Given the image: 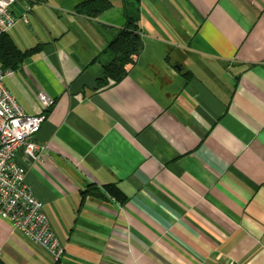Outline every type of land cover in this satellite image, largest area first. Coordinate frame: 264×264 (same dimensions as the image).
Here are the masks:
<instances>
[{
	"label": "crops",
	"instance_id": "crops-1",
	"mask_svg": "<svg viewBox=\"0 0 264 264\" xmlns=\"http://www.w3.org/2000/svg\"><path fill=\"white\" fill-rule=\"evenodd\" d=\"M85 1L11 9L8 38L39 49L5 88L27 115L39 93L54 101L35 137L43 161L16 162L63 255L0 218V263L264 264V0H139L141 52L101 89L125 0L95 18Z\"/></svg>",
	"mask_w": 264,
	"mask_h": 264
},
{
	"label": "built area",
	"instance_id": "built-area-1",
	"mask_svg": "<svg viewBox=\"0 0 264 264\" xmlns=\"http://www.w3.org/2000/svg\"><path fill=\"white\" fill-rule=\"evenodd\" d=\"M15 3L16 0H0V37L15 24L11 10ZM22 20L26 22L25 17ZM9 74L0 68V218L28 242L45 249L54 262H59L63 248L42 211V204L25 183V170L16 162L20 150L32 161H43L45 147L35 137L54 101L39 93L41 113L27 115L5 88L4 79Z\"/></svg>",
	"mask_w": 264,
	"mask_h": 264
},
{
	"label": "trees",
	"instance_id": "trees-1",
	"mask_svg": "<svg viewBox=\"0 0 264 264\" xmlns=\"http://www.w3.org/2000/svg\"><path fill=\"white\" fill-rule=\"evenodd\" d=\"M138 2L139 0H125V24L123 29L108 44L112 59L103 67V77L98 82V89L120 82L135 64V60L141 52ZM111 7L112 4L108 0H86L80 5L78 12L85 17L95 18L110 10ZM38 49V47H35L21 52L5 34L0 37V68L3 71H14ZM103 192L120 204L125 202L124 196L113 185L104 186ZM104 193L90 186L84 191L83 195L104 197Z\"/></svg>",
	"mask_w": 264,
	"mask_h": 264
},
{
	"label": "rangeland",
	"instance_id": "rangeland-1",
	"mask_svg": "<svg viewBox=\"0 0 264 264\" xmlns=\"http://www.w3.org/2000/svg\"><path fill=\"white\" fill-rule=\"evenodd\" d=\"M19 21V20H18ZM24 22V21H23ZM25 23V22H24Z\"/></svg>",
	"mask_w": 264,
	"mask_h": 264
}]
</instances>
